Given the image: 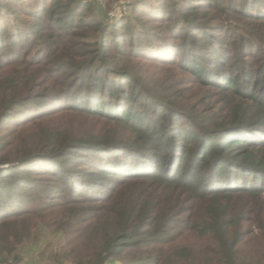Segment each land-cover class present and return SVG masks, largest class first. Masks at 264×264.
I'll list each match as a JSON object with an SVG mask.
<instances>
[{"label":"trees","instance_id":"trees-1","mask_svg":"<svg viewBox=\"0 0 264 264\" xmlns=\"http://www.w3.org/2000/svg\"><path fill=\"white\" fill-rule=\"evenodd\" d=\"M257 1L0 0V264H264Z\"/></svg>","mask_w":264,"mask_h":264},{"label":"rangeland","instance_id":"rangeland-1","mask_svg":"<svg viewBox=\"0 0 264 264\" xmlns=\"http://www.w3.org/2000/svg\"><path fill=\"white\" fill-rule=\"evenodd\" d=\"M85 2H90L95 6L104 7V16L107 21L110 23L118 22L124 18L130 16L131 8L133 5L137 6V9L152 10L156 7L155 0H115L109 9L105 7L103 0H82ZM238 3H241V0H235ZM261 2L260 0H258ZM257 1V2H258ZM33 0H24L23 3L30 4ZM24 5V4H23ZM21 6V5H20ZM100 14V12L98 13ZM102 15V14H101ZM46 232V231H45ZM43 247L40 241L36 242L33 246H27L23 250L21 264H53L52 255L54 252V247L45 252L43 255H40Z\"/></svg>","mask_w":264,"mask_h":264}]
</instances>
